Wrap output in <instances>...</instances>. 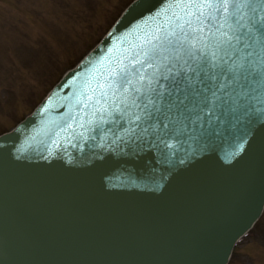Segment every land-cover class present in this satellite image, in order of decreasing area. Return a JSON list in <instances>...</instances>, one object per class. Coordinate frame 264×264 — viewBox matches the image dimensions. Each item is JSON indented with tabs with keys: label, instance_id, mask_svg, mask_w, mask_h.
Segmentation results:
<instances>
[{
	"label": "water",
	"instance_id": "obj_1",
	"mask_svg": "<svg viewBox=\"0 0 264 264\" xmlns=\"http://www.w3.org/2000/svg\"><path fill=\"white\" fill-rule=\"evenodd\" d=\"M172 3L136 1L0 137V264H228L261 216L264 87L202 112L173 132L169 148L132 140L127 121L85 107V85L95 87L133 43L166 26ZM253 8L264 15V0H250L247 16Z\"/></svg>",
	"mask_w": 264,
	"mask_h": 264
},
{
	"label": "snow or ice",
	"instance_id": "obj_2",
	"mask_svg": "<svg viewBox=\"0 0 264 264\" xmlns=\"http://www.w3.org/2000/svg\"><path fill=\"white\" fill-rule=\"evenodd\" d=\"M249 2L173 0L166 26L133 43L95 87L85 85V107L121 126L127 121L132 140L151 137L171 147L173 132L195 124L202 112L264 87V47H256L264 45V15L253 8L247 16Z\"/></svg>",
	"mask_w": 264,
	"mask_h": 264
},
{
	"label": "rangeland",
	"instance_id": "obj_3",
	"mask_svg": "<svg viewBox=\"0 0 264 264\" xmlns=\"http://www.w3.org/2000/svg\"><path fill=\"white\" fill-rule=\"evenodd\" d=\"M133 0H0V134L98 43ZM229 264H264V212Z\"/></svg>",
	"mask_w": 264,
	"mask_h": 264
}]
</instances>
